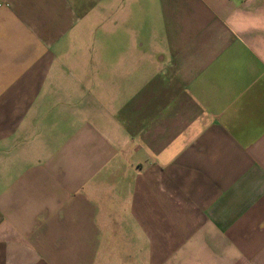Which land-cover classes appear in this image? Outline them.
I'll return each instance as SVG.
<instances>
[{"label": "crops", "instance_id": "obj_1", "mask_svg": "<svg viewBox=\"0 0 264 264\" xmlns=\"http://www.w3.org/2000/svg\"><path fill=\"white\" fill-rule=\"evenodd\" d=\"M0 264H264V0H0Z\"/></svg>", "mask_w": 264, "mask_h": 264}, {"label": "rangeland", "instance_id": "obj_2", "mask_svg": "<svg viewBox=\"0 0 264 264\" xmlns=\"http://www.w3.org/2000/svg\"><path fill=\"white\" fill-rule=\"evenodd\" d=\"M109 35H108V33L107 34H102V33H100V34H98V35H95V37H93V35H92V37H89L87 40H85V43L86 42H90L91 44H100V43H107L108 41H109V37H108ZM111 38H113V39H111V41H113L114 39H115V41L117 42L118 41V43H119V38H122V39H124L123 41H127V39L125 38V35L124 34H116V35H114V36H111ZM105 54H107V51L105 52Z\"/></svg>", "mask_w": 264, "mask_h": 264}]
</instances>
